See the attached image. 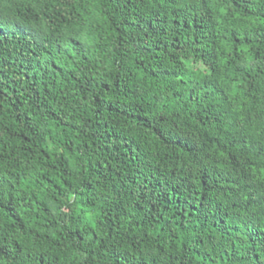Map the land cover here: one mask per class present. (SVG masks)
<instances>
[{
  "label": "trees",
  "instance_id": "obj_1",
  "mask_svg": "<svg viewBox=\"0 0 264 264\" xmlns=\"http://www.w3.org/2000/svg\"><path fill=\"white\" fill-rule=\"evenodd\" d=\"M0 264H264V0H0Z\"/></svg>",
  "mask_w": 264,
  "mask_h": 264
}]
</instances>
